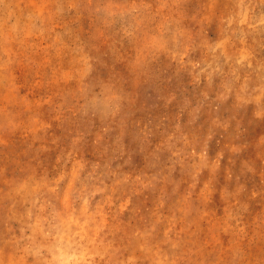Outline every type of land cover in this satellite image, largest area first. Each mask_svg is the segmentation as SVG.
Masks as SVG:
<instances>
[{
    "label": "rangeland",
    "instance_id": "rangeland-1",
    "mask_svg": "<svg viewBox=\"0 0 264 264\" xmlns=\"http://www.w3.org/2000/svg\"><path fill=\"white\" fill-rule=\"evenodd\" d=\"M0 264H264V0H0Z\"/></svg>",
    "mask_w": 264,
    "mask_h": 264
},
{
    "label": "bare ground",
    "instance_id": "bare-ground-1",
    "mask_svg": "<svg viewBox=\"0 0 264 264\" xmlns=\"http://www.w3.org/2000/svg\"><path fill=\"white\" fill-rule=\"evenodd\" d=\"M36 238V237H35Z\"/></svg>",
    "mask_w": 264,
    "mask_h": 264
}]
</instances>
